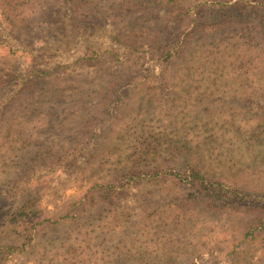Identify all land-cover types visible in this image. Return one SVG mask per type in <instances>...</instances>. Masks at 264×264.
<instances>
[{"label": "rangeland", "instance_id": "rangeland-1", "mask_svg": "<svg viewBox=\"0 0 264 264\" xmlns=\"http://www.w3.org/2000/svg\"><path fill=\"white\" fill-rule=\"evenodd\" d=\"M25 27L0 10V264L70 247L85 264H264V179H229L207 145L228 154L232 134L264 121V0H40ZM191 33L166 70L152 38ZM94 53L100 64L79 63ZM34 70L59 83L19 98ZM196 168L250 197L224 209L209 189L197 197ZM106 184L118 188L107 195ZM29 201L32 222L70 217L7 254ZM147 242L154 253L140 254Z\"/></svg>", "mask_w": 264, "mask_h": 264}, {"label": "trees", "instance_id": "trees-1", "mask_svg": "<svg viewBox=\"0 0 264 264\" xmlns=\"http://www.w3.org/2000/svg\"><path fill=\"white\" fill-rule=\"evenodd\" d=\"M68 0H63V2H67ZM79 1L74 2L78 3ZM40 0H0V10L5 13L16 26L21 27L26 25L24 29H30L34 18L37 15V11L39 8ZM195 34H180L177 38L171 39V34L167 35L165 38L167 41L171 39V44L166 43L165 39L160 36H155L152 38V41H155L159 45H163L162 53L156 54L155 56L158 60L162 61L165 66V69L168 70L171 66L175 65L176 62L184 60L185 54L188 51V41L193 39ZM117 44H124L121 38L112 39ZM128 45V44H125ZM94 56L91 58H82L79 60V63L85 65L86 67H90L92 65L100 64L99 54L94 53ZM108 56L111 58L116 57L114 53H108ZM188 64L191 66L188 68L189 72L194 69V62L188 59ZM53 71L46 70H34L31 74L26 77L27 81L22 83L21 86H24V90L20 92L19 98L24 94H32L30 92L31 87L38 86H46L48 82L52 81V84L59 83L57 82L55 77L53 76ZM54 80V81H53ZM65 81V80H64ZM64 81H61L64 83ZM43 87L39 91H37V95H49L54 91H45ZM18 98V99H19ZM16 101V100H15ZM1 115V112H0ZM248 123V122H247ZM5 144H9L6 137H4ZM20 134H18L17 138L13 140V142H19ZM230 141H234V144L231 145L228 149V154L225 150L221 149L217 144V141L210 142L209 146L212 148L211 157L212 161L220 170L225 172V174L232 179L236 174H244V177H257L264 179V121L251 119L248 123V126H244L242 129L237 131L236 134H232L230 136ZM174 145L170 148V152L177 151ZM164 153H167L165 151ZM230 159V161H229ZM234 160V161H233ZM167 175L175 176L177 179H181L179 174H170ZM153 179L152 177L156 176H139L141 179ZM138 178V179H139ZM190 178L196 182L198 185L203 188V191L197 193L201 195V198H207L204 193L209 189V198L208 200H212L218 202V204L222 205V209L227 208L230 205H238L243 202L250 195H245L243 191L235 188L236 183L230 184V186H224L222 183H212V181L207 180L206 174L202 172L199 168L193 169L190 173ZM134 179V176L130 179V182ZM128 183V182H127ZM129 184V183H128ZM118 187L116 185L106 184L105 186H101L100 189L103 190V193H111V191H115ZM105 190V191H104ZM194 195L190 196L193 198ZM195 200L196 196H194ZM87 198H81L78 203V207H80ZM238 200V201H237ZM228 201V202H227ZM34 203L33 201H29L28 204L22 206L19 210L20 214V222L16 226V229L22 231V234L18 235L19 242L18 243H9L10 245H5L2 249L7 254L21 253L25 254L27 251L33 250L37 247L36 237L38 235L37 229L39 226L47 225L48 227L60 226L61 221L67 220L70 216L66 217H58L55 220L44 219L40 222H32L31 219L37 217L36 215L26 213V211L33 210ZM77 207V208H78ZM30 226H32L30 228ZM21 238V239H20ZM144 239V237H143ZM146 249L140 250V254L148 253L151 251L154 253L155 250L149 249L151 246L148 242L144 243ZM71 251H73V247L69 248V252L65 253L64 256L57 255L56 258H51L48 260H40L39 262H35V264H85L81 259L72 255ZM70 254L71 258L67 259L66 254Z\"/></svg>", "mask_w": 264, "mask_h": 264}]
</instances>
